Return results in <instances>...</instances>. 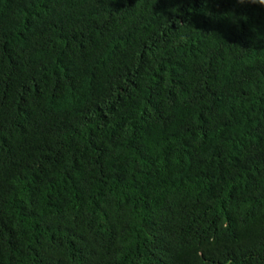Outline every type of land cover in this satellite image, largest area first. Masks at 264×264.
<instances>
[{
    "label": "trees",
    "instance_id": "16d2710c",
    "mask_svg": "<svg viewBox=\"0 0 264 264\" xmlns=\"http://www.w3.org/2000/svg\"><path fill=\"white\" fill-rule=\"evenodd\" d=\"M0 264H264V0H0Z\"/></svg>",
    "mask_w": 264,
    "mask_h": 264
}]
</instances>
